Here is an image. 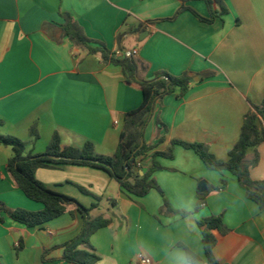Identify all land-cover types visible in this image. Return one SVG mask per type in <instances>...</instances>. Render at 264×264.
I'll list each match as a JSON object with an SVG mask.
<instances>
[{
    "label": "crops",
    "instance_id": "obj_1",
    "mask_svg": "<svg viewBox=\"0 0 264 264\" xmlns=\"http://www.w3.org/2000/svg\"><path fill=\"white\" fill-rule=\"evenodd\" d=\"M224 2L229 12L207 22L190 9L209 17L206 0H0V133L27 140L35 125L39 136L28 147L32 153L44 152L55 131L63 146L91 141L99 153L115 152L124 115L139 107L143 92L120 66L72 46L62 29L61 11H68L109 50L133 54L138 77L151 79L158 70L192 73L183 96L172 92L157 103L146 143L163 150L174 138L200 141L227 159L244 115L264 100V0ZM257 150L250 174L264 179V142ZM13 153L0 142V202L40 210L44 204L29 198L7 171ZM158 159L163 168L154 177L171 207L186 214L164 207L156 189L133 195L91 165L39 167L35 177L90 207L91 217L107 219L90 237L100 255L97 264H140L143 257L152 264H190L184 246L205 257L198 220L212 214H221L229 228L213 231L219 261L264 264V210L245 196L235 175L208 168L180 144L172 158ZM141 162L147 168L150 153ZM222 178L226 184L210 189L199 203L197 191L219 186ZM4 216L2 264H76L63 258V244L83 224L76 205L35 226Z\"/></svg>",
    "mask_w": 264,
    "mask_h": 264
},
{
    "label": "trees",
    "instance_id": "obj_2",
    "mask_svg": "<svg viewBox=\"0 0 264 264\" xmlns=\"http://www.w3.org/2000/svg\"><path fill=\"white\" fill-rule=\"evenodd\" d=\"M206 3L210 12L209 17H204L190 8L204 21L212 22L216 17L229 12L224 0H206ZM184 8L186 6L183 5L180 10ZM61 16L64 19L62 29L71 40L72 46L88 54L99 55L106 63L120 66L126 80L142 89L143 99L139 107L125 113L119 141L115 152L111 155L97 152L91 141L85 142L80 147L63 146L57 131L53 133L44 152L32 153L28 147L39 136L35 125L31 126L30 136L27 140L0 133V142L11 145L14 150L8 160L7 171L29 198L44 204L40 210H28L21 207H9L1 201L0 220L3 221L6 214L13 221L26 226L40 225L61 215L67 210L68 205L74 204L83 214V224L79 233L63 244V258L76 264H97L100 255L92 246L90 237L98 228L107 224V219L91 217L89 215L90 207L84 206L70 195L48 188L35 177L36 170L39 167H55L64 163L103 168L129 193L143 196L152 189H156L163 196L164 207L186 214L185 210L177 211L171 207L164 191L153 175L156 170L163 168L158 157L172 158L176 144L193 149L208 168L220 173L229 171L235 175L245 196L256 202L260 210H264V179H254L250 174V169L259 161L258 146L264 142V100L261 105H252V109L244 115L239 137L230 149L227 159L218 158L210 150L209 144L200 141L189 142L174 138L165 149H155L156 145L146 143L145 130L155 112L156 105L169 93L177 92L179 96H183L190 87L192 73L184 71L179 75H174L165 70H158L151 79L140 78L137 73L138 63L133 54L124 52L121 56L117 55L116 52L108 49L106 43L88 36L82 25L68 11H61ZM159 124L163 125L161 121ZM148 153L151 156V164L141 174L140 170L144 168L141 158ZM225 184L226 180L222 178L219 186H212L205 191L198 190V202L205 201L206 194L210 189H218ZM81 189L85 192L88 191L84 187ZM198 225L202 232L205 257H201L184 246L190 264H229L219 261L214 255L217 236L213 231L217 230L224 234L229 230L224 223L223 216L212 214L199 219ZM0 264H2L1 260Z\"/></svg>",
    "mask_w": 264,
    "mask_h": 264
},
{
    "label": "built area",
    "instance_id": "obj_3",
    "mask_svg": "<svg viewBox=\"0 0 264 264\" xmlns=\"http://www.w3.org/2000/svg\"><path fill=\"white\" fill-rule=\"evenodd\" d=\"M140 264H152V259L150 257H143Z\"/></svg>",
    "mask_w": 264,
    "mask_h": 264
},
{
    "label": "water",
    "instance_id": "obj_4",
    "mask_svg": "<svg viewBox=\"0 0 264 264\" xmlns=\"http://www.w3.org/2000/svg\"><path fill=\"white\" fill-rule=\"evenodd\" d=\"M128 54H130V52H129V51H128ZM146 170H147V168H146V167H144V168H143V169L140 171V172H141V174H142V173H144ZM204 183H205V182H204V181H202V182H201V185H199V189H200V190H203V189L205 188V187H204ZM202 184H203V186H202Z\"/></svg>",
    "mask_w": 264,
    "mask_h": 264
}]
</instances>
